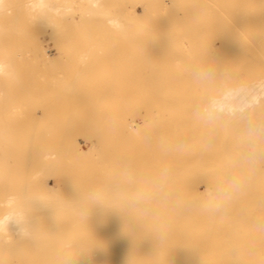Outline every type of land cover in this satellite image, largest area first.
<instances>
[{
	"label": "rangeland",
	"instance_id": "1",
	"mask_svg": "<svg viewBox=\"0 0 264 264\" xmlns=\"http://www.w3.org/2000/svg\"><path fill=\"white\" fill-rule=\"evenodd\" d=\"M26 2L22 3L23 8ZM9 3L7 6L11 8ZM12 3L16 5L15 0ZM23 8L16 5L17 11L14 8L13 13L7 9L8 13H15V18L20 12L23 19L16 18L17 23L20 19L19 26L15 23L14 27L10 25L14 16L11 21V15L5 20L7 32L10 31L8 47L4 44L8 51L1 44L0 56H5L14 75L0 74V123L6 133L16 135H12L13 139L22 140L18 144L24 146V158L27 153L29 159L27 146L34 152L29 164L26 158L17 160L28 173L24 176L25 172L19 168L23 171L22 178L32 184L46 167L44 173L49 174L38 177L52 185L53 193L65 194L58 198L62 197L59 203L63 201L66 207L71 202L68 189L73 190L72 184L74 189L77 186L72 176L79 179L76 189L80 191L87 183L86 193L89 186L100 187L98 181L107 186L125 168L142 175L148 167L145 173H151L161 165H168L171 158L168 149L177 126L181 128L176 131L182 126H187L186 129L196 126L202 131L203 125L209 129L236 125L242 113L250 117L247 112L263 103L264 0H71V14L53 15L49 22L37 17L39 24L34 16L31 23L30 12L27 11V17V8L25 11ZM209 66L215 69L214 78L201 79L198 69ZM255 93H259L258 98ZM237 109L240 116L235 114ZM198 112L216 119L208 123ZM233 117L238 120L231 121ZM53 126L57 138L53 137ZM41 132L49 135L45 138L43 134L41 138ZM68 139L80 144L75 143L77 148L73 152ZM62 145L66 149L59 152ZM41 147L44 151H39ZM79 148L85 151L83 167L79 158L82 153L74 155ZM92 159L98 161L90 162ZM100 163H105L106 167L101 166L104 170ZM89 164L95 166L94 170ZM48 165L55 171V177L52 170H47ZM69 167L71 177L68 173L65 177ZM32 169L39 171L34 175ZM94 171L98 174L94 175ZM70 179L74 182L71 185ZM57 202L55 206L61 208ZM110 202L112 207L117 204ZM69 207L66 212H61L63 206L56 211L71 215Z\"/></svg>",
	"mask_w": 264,
	"mask_h": 264
},
{
	"label": "bare ground",
	"instance_id": "2",
	"mask_svg": "<svg viewBox=\"0 0 264 264\" xmlns=\"http://www.w3.org/2000/svg\"><path fill=\"white\" fill-rule=\"evenodd\" d=\"M9 1L11 2V6L13 7V5H15V3H12L14 0H8V2L7 0H0V47L2 44L3 50L5 51L8 47L9 42V37L7 36V34L9 35L10 33V31L9 33L7 32V23H5V20L8 21V16L11 15V21L12 17L14 16L13 20H15V22L12 20V24H10V22H8V24L13 27L16 25L19 26V21L20 19H23L21 18L23 16H21L20 12H18V17L16 15V18L20 19L17 23L14 15L15 13L12 14V11L14 8V12L18 10L19 7L16 10V5L20 6V8H23L22 3L25 5L26 2L22 0L20 2V0H18L17 3V1L15 0L16 5L11 11L10 9L12 7L9 8V6H7V3H9ZM19 3H21V5ZM24 8H27V10L25 11ZM24 8L23 10L26 12V16L27 11L30 12L29 17H31V19L28 20H31V23L33 22V16L35 18L34 20H36V18L38 17V19L44 18L45 21L49 22L52 20L53 15L64 16L65 14H71L72 9L71 0H27L26 7L24 6ZM7 9L12 13H8ZM23 14L24 13L22 11V15ZM26 16L25 18L27 19L28 16ZM36 21L39 24L40 21ZM36 21L35 24H37ZM13 27L10 28L8 26V30L9 28L11 30ZM15 29H18V27H15ZM11 31H13V29ZM4 44L5 46H7L6 48L4 47ZM1 50L2 48H0V52ZM4 57L5 56H0V74L4 75L6 73L5 76H8L10 73V75L13 76V72L11 73V70L13 71V69L8 66L7 60ZM262 75L264 81V67ZM262 86L263 103L261 107H254L250 110V112H247L249 114L251 113L250 117L253 119H264V82ZM254 96H257L258 98L259 93H255ZM239 111L240 110H238V112H235V114L239 115ZM242 114V117H244L245 114ZM247 116L249 115L247 114ZM234 119L236 121L238 120L237 118L233 117L231 121ZM240 122L238 120L237 123L239 124L231 126H214V129H209L206 127V125H203L204 127H202L205 129H203L202 131L195 129L196 126H191L192 128L190 127L187 129V126H182V129H179L180 131H176L177 128L180 127L177 126L169 148L174 146L175 142L179 138H185L188 142V146L183 151L170 150L171 158L169 159L168 166L172 170L171 184L177 194L176 198L172 202L156 206L150 214L145 216H130L126 211L123 210L121 213L120 211L114 209L110 211L96 208L93 209L90 213L89 219L82 215L78 206L79 199L86 191L87 183L84 187L85 189L82 187L83 191L81 190V192L80 189H76V187L79 186L80 181L75 176H72L71 178L74 181L75 179L77 181V184L75 183L77 185L75 189L73 187L74 184H72L74 182L71 179L70 180L72 182L70 180L68 181H70L69 183L70 185L72 184V186L70 187V185H68L70 188H73V190L68 189L66 187L67 182H64L65 188H67L71 192L70 194L68 191L69 195H71V198L69 197L71 199V202H68L71 207V211H69L71 215H69V213H67L68 215H65V213H61L66 212V208H68L69 205L68 207L64 206L62 204L63 201L60 204L59 201L62 197H58L62 193L60 192L61 194L59 195L53 193L52 191L54 189L51 190L52 185L50 186L43 177V180L41 181V178L39 179L38 177L39 173H36L37 175L34 174L36 171L38 172L40 169H42V166L40 167V169L38 168L39 170L34 171V169H32V172L34 171L33 174L36 175L35 179L37 177V181L34 179L37 183L35 181H32L31 184L30 181L22 178L21 173H23V171L25 172V169H23V167H26L22 165L23 163H21L22 166H20V162L17 161L21 158H24V156L22 155L24 151L22 149L24 148V146L22 144H18L22 142V140L20 142H17L15 138L13 139L12 135L14 134L6 133L4 131L5 127H2L0 123V190L2 191L3 189V195L1 194L2 198L0 199V203L2 204V207L0 205V264H58V258L66 250H71L76 253H79L82 250H87L79 253L76 256V264H264V233H259L253 230V224L256 218L264 217V167L258 170L256 174L251 177L246 189L242 191L231 204L227 215L214 216L203 211L198 206H188V202H195L205 196L207 190H209L214 185L215 181L223 174L229 160L231 158H234L236 154L241 150L240 138L242 125ZM49 129L51 130V126L49 127ZM191 129H193V131H190ZM212 129L213 131L212 133H210L209 130ZM43 131H45V129H43ZM54 132L57 133V130L55 129V131H53V134ZM46 133H43L45 138H47V135H49L47 134L45 136ZM43 134L41 132V138H43ZM15 136L16 135H14L13 137ZM228 136H230L231 139H229ZM53 137L57 138L55 134L53 135ZM13 140L16 141V144L15 142H13ZM43 140L45 141L46 139ZM23 141H25V139ZM40 141L37 142L39 143ZM58 141L55 142L57 143ZM69 141L71 142V140ZM60 142L61 141H59L58 144ZM48 143L52 144L51 141H49ZM65 143L67 142L65 141ZM63 145L59 152L65 148ZM71 145L72 147L74 146L73 148L69 146L71 148V151L73 152V150L77 148L75 147V145L79 146L80 144L74 142V144L72 143ZM29 147L30 146H27L26 149L28 148L27 151H30V159L34 152L30 150ZM31 147L33 148L32 145ZM49 148H51V146H49ZM41 149H43V147H41L39 151ZM57 151L58 149L56 150V152ZM78 151L81 152L80 148L79 150H75V157H77L78 154L76 155V153ZM45 153H47V151ZM83 153L85 154V151ZM83 153L81 154L82 156ZM56 154L57 156H59L58 153ZM87 154L88 152H86V156ZM50 155L52 156V154ZM43 156L44 158L46 157L48 159L45 154ZM51 156L50 158L52 159ZM80 156L79 158H81V162L83 163V158L85 155L83 157ZM25 158L26 160L28 159L27 153ZM62 158H64V155L62 156ZM29 159L27 160V162L30 161ZM87 159L88 157H86L85 161ZM90 159L91 157L89 158V160ZM95 159H92L90 162ZM69 160L70 162H72L73 166V161H71L72 158H70ZM51 161L54 164V161ZM97 161L98 160H95V162ZM102 161H104V159ZM10 162L13 166L10 165ZM52 162H50L51 165ZM55 162L57 163V165L59 164L58 166H60V163L57 160ZM84 163L80 167H83ZM102 164L100 163V168L101 166H105V163L103 165ZM49 165V168H47V170L51 167ZM64 165L66 166V164ZM92 165H94V162ZM8 166H10L11 168ZM33 167L36 169V163ZM60 167L62 168V166ZM90 167L91 169H93L95 166ZM19 168L23 171L21 172ZM30 169L31 167L29 166V170ZM45 169H43L42 172L47 176L49 173L48 171V174L44 173ZM52 169H50L49 171H51ZM87 169L88 168H86V172ZM101 169L104 170L103 168ZM9 170L15 171L14 173L12 172L11 175V171ZM146 170H148V167L143 169L142 175L140 174V172L139 174L143 176V174L147 173ZM75 171L76 169L74 170V173L76 175ZM79 171L81 172V170ZM17 172L19 173V176L21 174V178L18 176L19 179L17 178ZM53 172L54 173H52V175L55 177V171ZM69 172H71L70 167L68 172L66 171L65 177L67 173L69 174ZM90 173H92V171ZM95 173L96 171H94V175ZM9 174L11 177L9 176ZM26 174L28 173L25 172L24 176H26ZM43 174H39L40 177L45 176ZM70 174L68 177H71ZM30 176L29 178L30 180H32V177ZM99 176L97 178H99ZM104 176L102 175L103 178H105ZM7 178L10 179L9 182H7ZM22 179H24L25 181H23ZM92 179H94L95 181L96 177L94 176V178ZM82 180L85 179L82 178ZM100 180L102 181V179ZM110 180L112 181V179ZM97 181L94 182L95 185ZM99 182L100 181H98V186H105L101 185V183L99 184ZM82 183L84 182L81 181V184ZM105 184L107 185V182H105ZM94 187L96 188V186ZM94 187L90 188L89 186L90 189H93ZM55 194L58 196L56 197ZM62 195L64 196L65 194ZM55 197L58 199L56 200V202L58 201L57 204L59 203V206H61V208H58V205L55 206ZM66 197H64L65 201ZM41 198L46 201L49 210L41 209ZM62 206L64 207L63 210ZM113 207L118 208V202ZM56 208L62 211L59 213L60 210L56 211ZM66 218L67 220H65ZM19 219H31L35 221L34 240H24L17 235L16 224H10L9 222ZM162 226L163 234H161L160 232Z\"/></svg>",
	"mask_w": 264,
	"mask_h": 264
},
{
	"label": "clouds",
	"instance_id": "3",
	"mask_svg": "<svg viewBox=\"0 0 264 264\" xmlns=\"http://www.w3.org/2000/svg\"><path fill=\"white\" fill-rule=\"evenodd\" d=\"M201 79H213L215 69L209 66L198 69ZM197 115L208 123H213L216 117L207 113ZM241 150L231 158L223 174L207 190L205 196L188 206H198L210 215H227L235 198L246 189L250 179L258 170L264 167V119H253L249 116L241 118ZM188 142L185 138L178 139L168 150L183 151ZM172 170L168 165H161L147 175H138L129 168L122 170L107 186L90 189L78 201L82 215L89 219L93 209L126 211L130 216H145L162 204L172 202L176 198L172 184ZM109 201H116L119 207H110ZM42 210H49L46 201L40 199ZM17 226V235L24 240L35 239V221L19 219L9 222ZM253 230L264 233V217H257ZM163 234V226L160 229ZM87 251L82 250L79 253ZM71 250L64 251L58 258V264H76L79 254Z\"/></svg>",
	"mask_w": 264,
	"mask_h": 264
}]
</instances>
